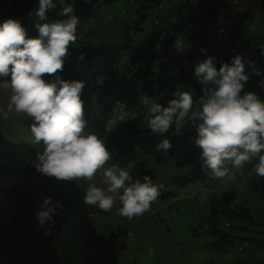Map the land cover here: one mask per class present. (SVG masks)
Instances as JSON below:
<instances>
[{
    "label": "trees",
    "instance_id": "1",
    "mask_svg": "<svg viewBox=\"0 0 264 264\" xmlns=\"http://www.w3.org/2000/svg\"><path fill=\"white\" fill-rule=\"evenodd\" d=\"M114 1L53 0L56 7L47 11L46 21H40L35 14L39 9V0H11L7 10L0 13V23L7 19L19 20L26 30V38H37L38 30L34 25L37 22L42 24L66 19L59 12L68 4L74 6V15L79 17V21L86 22L101 6ZM166 1L136 0L138 7L132 21L135 32L142 31L143 24L154 9L164 12L166 19H163V24L159 20L154 21L155 30L142 42L135 69L129 67L128 60H123L132 47L130 35L126 34L121 42L111 45L69 48L70 55L64 63L63 71L58 72V75L67 81L78 80L85 83L81 95L84 104L96 98L97 106L104 112H113L117 101L126 106L127 114L135 109L137 116L128 121V128L138 135L139 147L154 155L157 163L172 160L177 170L186 171L177 180L178 186L194 182L206 183L213 179L201 171L200 150L194 145L195 128L186 123L181 135L177 136L173 127L166 134L172 143L171 150L157 151L156 144L164 137L143 127L138 103L145 94L167 106L176 91H191L193 95L198 93L196 89H179L178 86L193 77L196 64L208 57L214 58L213 43L209 41V37L215 31L208 34L207 29L219 22L229 24L226 32L229 33V41L235 44L253 14L264 15V0H208L205 12L191 15L178 24L173 23L172 18L176 14L185 17L189 13L187 0L178 7L164 8ZM184 28H187L190 35V44L185 52L175 46V40ZM194 29L199 30V33L192 37L191 31ZM262 41L256 43L261 56L257 61L259 69L264 66ZM173 47L179 52L171 54ZM201 49L206 51L201 52ZM81 54L85 56L84 61L79 60ZM100 76L105 77L102 86L97 84ZM43 78L47 81L55 76L45 75ZM247 88L245 84L243 92ZM256 90L263 101V95L257 86ZM38 150L42 151V146L36 149L25 143L14 144L5 140L0 133V264H117V257L123 249L119 234H99L91 224L90 216L104 211L84 204L87 187H81L74 181H57L36 173L29 162L34 159ZM257 162L253 161V164ZM233 169L239 184L246 186L251 193L264 197V177L256 175L252 164H246L242 169ZM144 175L150 176L154 183L163 185L139 161L135 164L132 179L134 182L142 180ZM45 197L51 198L53 202H61L63 209L54 217L52 227L46 225L41 229L37 226L34 212ZM173 197L163 185L158 199L165 201ZM234 199L232 191L223 194L222 209L230 212ZM240 215L246 216L247 212L243 211ZM219 237L225 242L231 239L222 234Z\"/></svg>",
    "mask_w": 264,
    "mask_h": 264
},
{
    "label": "clouds",
    "instance_id": "2",
    "mask_svg": "<svg viewBox=\"0 0 264 264\" xmlns=\"http://www.w3.org/2000/svg\"><path fill=\"white\" fill-rule=\"evenodd\" d=\"M55 7L53 0H39L35 14L40 21H46L47 11ZM74 11V6L68 4L59 12L66 19L37 22L34 25L37 38H26L19 20L0 23V78H4L0 79V88L11 89L7 108H0V116L8 120L15 111L31 118L32 142L42 144V151H36L29 162L36 173L57 181H92L103 170L102 183L106 188L89 183L84 204L111 212L118 199L121 207L116 214L132 219L150 210L163 185L154 183L148 175L133 182L129 171L118 163L105 168L111 154L104 141L94 132L85 134L87 121L81 99L85 83L67 81L58 75L70 55L69 46L77 39L80 21ZM79 60H85L84 54ZM45 75L55 78L46 81ZM194 75L202 86L203 95L198 100L185 90L174 92L167 106L148 96L141 98L142 104L150 106L146 127L164 137L156 144V150L170 151L172 143L166 134L174 127L175 135L179 136L189 123L195 128L194 145L200 150L201 171L206 176L222 179L232 168L252 164L256 175L264 177V101L253 92L241 95L250 79L245 71V58L236 55L231 64L222 63L217 70L214 58L208 57L195 66ZM104 80V76L98 77L97 84L102 86ZM125 107L117 101L113 118L106 122L107 130L112 129L117 118L125 120L128 115ZM62 209L61 202L45 197L34 212L37 226L52 227L54 217Z\"/></svg>",
    "mask_w": 264,
    "mask_h": 264
},
{
    "label": "rangeland",
    "instance_id": "3",
    "mask_svg": "<svg viewBox=\"0 0 264 264\" xmlns=\"http://www.w3.org/2000/svg\"><path fill=\"white\" fill-rule=\"evenodd\" d=\"M10 2L11 0H0V13L7 10ZM130 3L133 5L130 6ZM186 4L189 13L185 17L176 14L172 18L173 23L178 24L191 15L205 12L208 0H187ZM137 7L136 0H115L109 5L101 6L88 21L79 22L76 42L69 48L111 45L121 42L129 34L132 47L123 60H128L129 67L135 69L142 42L155 30L154 21L159 20L163 24L166 19L164 12L154 9L143 24L142 31L137 33L132 28ZM250 24L255 26L253 30L249 29ZM217 26L225 31L229 30V24L219 22L210 26L206 33H213ZM125 30L127 31L124 32ZM198 33L199 30L194 29L191 36ZM209 38L213 43L212 37ZM237 40L255 43L264 40V15L253 14ZM189 44L188 41L187 45ZM258 49L259 46L252 52L256 61L261 58ZM177 52L179 51L174 47L170 51L171 54ZM260 72L264 77V66H261ZM246 85L248 88L244 92H253L259 96L253 79H249ZM178 88L198 90L193 95L194 100L203 95L202 86L195 75ZM10 95L11 89L0 88V108H7ZM148 97L154 99L152 96ZM138 107L142 125L146 127V121L150 118V106L142 104L140 100ZM136 116V110L132 109L124 121L117 118L109 131L106 129V122L113 118V112L101 110L96 98L84 104V118L87 121L85 134L94 132L104 141L111 154L110 161L104 167L118 163L132 177L135 164L141 161L154 173L156 181L174 195L165 201L157 198L149 211L132 219L116 214V210L121 207L118 199L111 212H96L90 216L91 224L99 234H119L123 249L117 257V264H264V197L251 193L246 186L239 184L233 168L222 179L178 186L177 180L186 171L177 170L172 160L157 163L154 155L139 147L138 135L127 126L128 121ZM31 123V118L26 114L13 111L8 120L0 116V133L5 140L14 144L25 143L40 149L42 144L32 142L29 129ZM102 172L103 170L98 171L92 181H73L81 187L95 183L98 187L106 188L102 183ZM229 191L235 194L230 212L221 206V196ZM243 211L247 212L246 216L240 215ZM219 234L231 238L230 241L225 242Z\"/></svg>",
    "mask_w": 264,
    "mask_h": 264
},
{
    "label": "built area",
    "instance_id": "4",
    "mask_svg": "<svg viewBox=\"0 0 264 264\" xmlns=\"http://www.w3.org/2000/svg\"><path fill=\"white\" fill-rule=\"evenodd\" d=\"M184 3V0H167L164 4V8L178 7ZM254 25H249V29L253 30ZM189 31L187 28L182 29L179 32L177 39L175 40V46L177 49L185 52L188 50L187 42L189 41ZM213 37V52H214V61L217 70H219L222 63L231 64V58L240 55L245 58V71L249 75L250 79H253L256 82L258 90L263 95L264 101V77L262 76L259 65L257 61L252 57V52L256 48L257 44L255 42L245 43L238 41L235 44H232L229 41V33L226 32L223 28L219 27L215 30L212 35ZM264 42V40L262 41ZM251 62V64L249 63ZM257 72L260 74L257 75Z\"/></svg>",
    "mask_w": 264,
    "mask_h": 264
}]
</instances>
